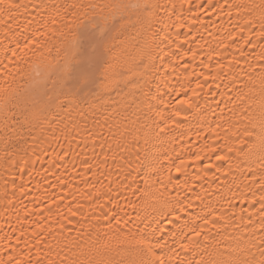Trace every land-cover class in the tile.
<instances>
[{
	"label": "snow or ice",
	"instance_id": "6c2138e0",
	"mask_svg": "<svg viewBox=\"0 0 264 264\" xmlns=\"http://www.w3.org/2000/svg\"><path fill=\"white\" fill-rule=\"evenodd\" d=\"M209 9L228 15L236 10L242 19L238 34L245 32V25L249 30L258 27L255 35L260 44L243 35L241 39L258 59L259 71L249 65L248 71L241 69L246 81L233 76V86H241L223 101L229 115L221 109V122L209 128L223 132L222 137L219 132L216 136L223 140L220 148L226 152L210 145L199 150L214 154L209 160L218 163H210L205 175L213 168L222 171L230 195L218 197L222 199L219 209L183 220L181 213L193 207L192 200L167 193L168 185H180L171 175L172 168L179 175L185 161L175 164L165 152L164 158L170 160L166 182L157 177L149 183L150 175L161 170L160 146L171 129L179 127L176 118L186 111L185 105L196 106V89L204 87L197 82L191 95L182 87L175 93L180 96L183 92V98L176 101L179 107L164 100L161 85L152 91L158 58L151 39L153 28L165 17L171 21L177 4L173 0H0V77L14 80V70L29 77L22 93L10 86L0 87V169L13 176L4 182L5 201L12 202L7 185L23 192L24 185H16L15 176L23 179L32 161L47 152L46 145L59 139L68 149L73 144L80 152L90 147L94 157L99 147L103 159L98 166H106L111 159L115 169L101 173L107 183L97 177L106 191H97L93 200L103 209L90 218L96 221L95 239L79 229L72 235V228L58 222L60 232L48 228L35 235L33 248H39L35 259L30 249L9 252L0 258V264H264V0H208L204 11ZM229 38L234 40L235 35L230 33ZM257 47L259 52H253ZM241 55H245L243 50ZM159 59L163 63V57ZM25 67L31 72H24ZM162 86L168 87L166 83ZM220 103L216 101L217 107ZM203 159L194 153L189 162ZM84 165L91 171L90 162ZM142 165L147 167L146 173L140 172ZM233 170L244 184L239 195L228 183ZM138 178H142V186ZM231 180L235 184L236 176ZM157 183L158 188L153 186ZM194 199L202 197L197 194ZM234 199L240 201L238 211ZM105 200L106 209L100 203ZM69 215L76 217L78 212L69 208ZM157 217H171L167 219L171 228L151 227ZM45 231L52 233L51 240L42 239Z\"/></svg>",
	"mask_w": 264,
	"mask_h": 264
},
{
	"label": "bare ground",
	"instance_id": "6f19581e",
	"mask_svg": "<svg viewBox=\"0 0 264 264\" xmlns=\"http://www.w3.org/2000/svg\"><path fill=\"white\" fill-rule=\"evenodd\" d=\"M173 2L177 4L176 15L171 21L165 17L157 23L153 28L154 34L151 35L158 54V58L154 61L157 71L152 80V91L154 93L155 87L158 84L161 85L164 100L179 107L176 101L183 98V92L180 96H176L177 91L183 87L191 95V90L196 88L197 82L203 84L204 87L196 89L197 95L193 97L196 106L188 108L185 105L186 111L176 118L179 127H173L165 142L160 146L161 170L150 175L149 183L152 185L157 177L165 179L166 182L170 160L164 158L165 152L175 164H179L180 159H183L185 165L182 172L178 175L174 167L171 171L172 177L174 180L178 179L180 185L179 187L175 184L168 185L167 195L179 194L180 198L192 200L193 207L181 213L182 219L187 220L189 215L194 218L197 214L203 215L211 209H219L222 199L218 197L230 195L229 188L224 184L225 176L222 171L217 172L213 168L205 175L204 170L210 163H218L214 159L209 160V156L214 154L200 153L199 150L210 145L221 153L226 152V148H220L223 140L216 136V132H219L222 137L223 132L220 129L211 132L209 128H214L216 123L221 122L219 119L221 109L224 110L225 116L229 115L223 101L234 96L236 88L241 86L240 83L233 86V76L243 82L247 77L241 69L248 71L249 65H253L257 66V72L259 71L258 59L248 52V45L243 42L241 35L245 39L250 37L257 44L261 42L255 35L259 30L257 26L249 30L245 25V32L238 34L242 19H238L236 10H231V15L215 9H209L206 13L204 8H207L208 0H189L187 3L185 0H173ZM211 2L217 3L218 0H211ZM228 2L238 3L241 0H228ZM256 2L258 3L259 0ZM181 3H184L183 9L179 8ZM198 5H203V8ZM20 22H23V18ZM230 33L235 35L234 40L229 38ZM242 50L245 55H241ZM253 52L258 53L259 47ZM159 56L163 57V63L160 62ZM36 59V57H31V60ZM236 61H239V64ZM220 65L223 67L221 68ZM23 71L27 73L31 72V69L25 67ZM13 75L16 77L14 80L11 77H0V87L10 86L22 93L28 87L29 77H22L15 70ZM165 83L168 86L167 89L162 86ZM216 101H221L219 107ZM105 135H107L106 131ZM112 146L115 147L114 144ZM46 147L47 152L41 155L38 161H32L31 166L25 170L23 179L19 175L15 176L16 185H24L23 192L11 183L7 185V194L12 200L11 203H7L4 199V182L5 180L11 181L13 176L0 169V258L6 257L9 252L27 253L31 249L35 259L36 252L39 251V248H33L36 243L35 235L48 228L53 229L54 232H60L58 222L63 223L66 228H72V235H75L76 230L79 229L81 233H92L93 239L96 237V221L90 218L93 215H99L103 209L94 204L93 200L97 191H106L97 182V177L100 181L107 183L101 173L109 169L115 171L113 161L109 159L106 166L103 164L98 166V162L103 159L99 155L101 152L99 147L96 148L94 157L90 147L80 152L73 144L72 148L68 149L63 139L50 142ZM64 151H70L71 155L61 157L60 154ZM104 151L108 149L105 148ZM176 153L180 154L179 158ZM194 153L203 155L204 159L199 162H189ZM85 161L92 164L91 171L85 168ZM223 167L227 168V163ZM147 171V167L142 165L140 172L146 173ZM231 176H236L235 184L232 183ZM89 181L96 184L95 189L89 186ZM241 181L240 174L233 170L228 183L231 191L236 192L237 195L245 190ZM138 182L141 186L143 185L142 178H138ZM153 186L158 188L159 184ZM160 191L163 192L164 189L160 188ZM13 192H15L14 197ZM197 194L202 197L200 201L194 199ZM112 196H115V192ZM60 197L63 199H59ZM100 203L104 204L106 209V200ZM233 203L237 205L238 211L240 201L234 199ZM77 204L80 205L79 209ZM243 206L248 207L247 204ZM69 208L78 212V215L70 216ZM126 211L134 215L131 209L126 208ZM170 218L157 217L156 222L151 223V227H157L159 224L171 228L167 225V219ZM68 220H72V224L69 225ZM234 222L238 223V219ZM22 232L23 236H21ZM65 235L68 233L65 232ZM51 236L52 233L45 231L42 239L51 240ZM17 238H20L19 244H17ZM43 254L41 252V255Z\"/></svg>",
	"mask_w": 264,
	"mask_h": 264
}]
</instances>
